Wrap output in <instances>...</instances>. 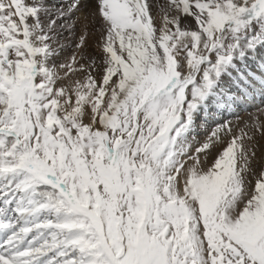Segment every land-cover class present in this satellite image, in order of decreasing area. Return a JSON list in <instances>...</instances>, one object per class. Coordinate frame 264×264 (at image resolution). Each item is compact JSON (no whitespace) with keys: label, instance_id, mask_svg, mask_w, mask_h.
Here are the masks:
<instances>
[{"label":"snow or ice","instance_id":"6c2138e0","mask_svg":"<svg viewBox=\"0 0 264 264\" xmlns=\"http://www.w3.org/2000/svg\"><path fill=\"white\" fill-rule=\"evenodd\" d=\"M0 264H264V0H0Z\"/></svg>","mask_w":264,"mask_h":264},{"label":"bare ground","instance_id":"6f19581e","mask_svg":"<svg viewBox=\"0 0 264 264\" xmlns=\"http://www.w3.org/2000/svg\"><path fill=\"white\" fill-rule=\"evenodd\" d=\"M252 68H253V71L254 72H256L257 71V69H256V67H255V65H252ZM257 74H259V73H257ZM233 91H235V89H233ZM251 109V108H250ZM249 109V110H250ZM243 113V112H242ZM244 116H247V114L246 113H244ZM248 118V117H247ZM247 118H244V119H247Z\"/></svg>","mask_w":264,"mask_h":264},{"label":"rangeland","instance_id":"374dc122","mask_svg":"<svg viewBox=\"0 0 264 264\" xmlns=\"http://www.w3.org/2000/svg\"><path fill=\"white\" fill-rule=\"evenodd\" d=\"M249 111H252V112H254L255 111V108H251ZM240 115L243 117V118H247L248 116H244V112L242 113H240Z\"/></svg>","mask_w":264,"mask_h":264}]
</instances>
